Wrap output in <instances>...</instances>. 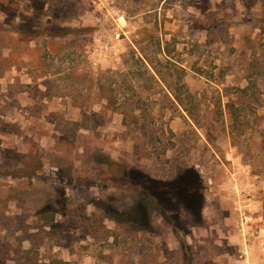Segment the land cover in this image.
Here are the masks:
<instances>
[{"label": "rangeland", "instance_id": "obj_1", "mask_svg": "<svg viewBox=\"0 0 264 264\" xmlns=\"http://www.w3.org/2000/svg\"><path fill=\"white\" fill-rule=\"evenodd\" d=\"M57 18L83 32L19 34ZM158 41L189 93L118 73L134 50L165 72ZM117 165L197 174L200 208L175 224L148 205L147 230L119 223L109 208L135 189ZM51 257L264 264V0H0V264Z\"/></svg>", "mask_w": 264, "mask_h": 264}, {"label": "trees", "instance_id": "obj_2", "mask_svg": "<svg viewBox=\"0 0 264 264\" xmlns=\"http://www.w3.org/2000/svg\"><path fill=\"white\" fill-rule=\"evenodd\" d=\"M52 23V26H36L34 29L23 25L21 26L19 34L24 37H30V40H36L40 37L39 34H42L44 35L45 42H48L47 40L49 39L54 42L53 39L63 38L69 34L76 35L79 32H83L84 29L82 27L64 26L62 21L58 18L56 22L53 21ZM155 44L159 46V49H161L160 51L164 56L163 59L159 58L158 63L167 69L165 72L151 66V62L146 54H137L134 50L131 54V60L133 61L131 63V68L127 69L126 72L118 71V73L123 77H126L124 78L125 82L127 81V77L130 78V85H128L129 88L132 87L133 82L136 80L144 78L149 80L152 78L164 81L168 79V77H173L172 83L176 85L175 90L179 91L176 95L179 96L181 94L180 91L189 93L185 81L186 68L170 55L174 48H161V41H158ZM133 65L135 68H132ZM254 75L255 74L252 72L247 75V77L251 79ZM251 83H253V86L256 85V80L251 79ZM107 99L108 101H111L109 103L116 104L114 98L107 96ZM112 169L118 178H126L133 183V188L135 189L133 190L134 194L131 198H128V201L130 202L128 208L122 210L114 209L113 206H110L109 208L112 212V218L119 223L127 221L132 228L137 227L139 230H147L150 226L149 211L147 210L148 205L156 206L165 214L172 211V215L168 217L170 220L174 221L175 224L179 222L181 208L192 211L194 214L200 208L203 198V193L200 187L201 181L198 179L199 176L195 173H191V171L189 173L185 172L173 180H162L145 175L142 171L134 170L132 167L126 168L125 166L117 165L116 167H112ZM49 214L50 215L45 216L47 223L52 222L55 218L54 212H49ZM175 228L179 230L180 227L175 226ZM44 264H65V261L60 257H51L50 261L44 262Z\"/></svg>", "mask_w": 264, "mask_h": 264}]
</instances>
